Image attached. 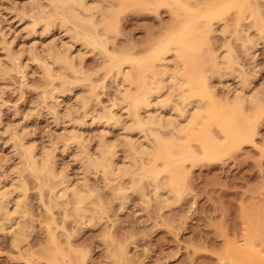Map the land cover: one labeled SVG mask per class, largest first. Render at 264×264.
<instances>
[{
	"label": "bare ground",
	"instance_id": "bare-ground-1",
	"mask_svg": "<svg viewBox=\"0 0 264 264\" xmlns=\"http://www.w3.org/2000/svg\"><path fill=\"white\" fill-rule=\"evenodd\" d=\"M249 3L250 0H33L11 9L33 39L61 34V41L50 39L41 46L35 42L19 50L3 40L0 73L5 76L14 71L26 79V71L35 68L44 78L43 98L54 103L52 108L49 106V114L63 131L51 134L43 148L24 133L7 129L0 132V136L9 134L14 149L13 163L7 160L1 167L2 232L18 236L30 212L28 203L25 207L30 190L26 173L37 181L34 186L48 213L54 206L59 207L64 220L73 217L82 226H91L97 213L92 206L102 203L95 189L99 187L90 185L89 172L102 175L104 187H109L124 208L130 196L137 193L146 201L147 184L152 192L154 188L158 206L172 208L189 188V163L196 166L201 160L218 159L240 142L249 141L264 115V85H255L259 70L248 74L229 44L225 42L219 49L212 44L214 33L225 35L230 31V22L222 16L236 7L238 22L247 20L248 26L251 23L237 30L244 54L257 55L259 47L264 46V8L260 4L248 7ZM161 7L172 15L163 35L153 38L139 54L134 49H115L112 44L122 34V20L128 11L136 8L157 12ZM93 50L104 55L102 69L106 75L114 74L117 85L110 104L104 102L103 107L95 105L100 102L97 79L93 82L89 78L88 84L83 83L91 74L82 71V62ZM72 75L76 81L71 78L70 83L75 82L73 88L77 91H69L73 103L64 106L65 92L69 90L64 85L69 83L67 76ZM215 79L227 88L221 99L216 94ZM57 80L66 84L60 85ZM83 87L85 91H81ZM75 113L82 117L77 118ZM92 124L100 128L96 146L84 132V127ZM114 128L119 129L116 138L111 136ZM63 153L74 155L77 178L60 167ZM45 185L50 190L49 201L43 196ZM257 233L249 230L247 245L230 247L219 264H264V250L252 246L261 239V233ZM51 237L54 239L55 234ZM120 252L118 257L124 252V258L125 251ZM65 256L68 255L62 248H57L48 257L51 264H62Z\"/></svg>",
	"mask_w": 264,
	"mask_h": 264
},
{
	"label": "rangeland",
	"instance_id": "rangeland-1",
	"mask_svg": "<svg viewBox=\"0 0 264 264\" xmlns=\"http://www.w3.org/2000/svg\"><path fill=\"white\" fill-rule=\"evenodd\" d=\"M32 1L0 0V59L3 58L4 52L1 49L3 40L10 42L16 50L27 48L35 42L41 46L50 39L61 41L59 33H55L50 39L46 36L33 39V36L25 33L24 22L18 21L11 13V9L29 5ZM263 2L250 0L248 7L260 4L259 6L264 8ZM124 16L122 34L112 45L118 50L134 49L138 54L146 44L153 41V38L163 35L167 25L172 21V15L166 7H161L157 12L135 8ZM222 17L224 21L230 22V31L225 35L214 33L213 47L219 49L225 42L229 44L234 56L242 66L244 65L243 68L248 74L259 70L255 85L257 87L264 85V46L259 47L255 57H247L238 36V28L239 30L243 27L248 28L251 23L248 26L247 20L238 22L236 7L231 8ZM228 21L226 22L229 23ZM2 33L4 36L1 35ZM114 46H110L111 49ZM104 60V55L93 50L86 53L82 62V67L85 69L82 71L91 74L88 81L83 83L88 84L89 78H93L91 80L94 82V79L103 77V80H96L99 87L96 86V91L98 90L100 102L95 104L99 106L102 104V107L103 104L105 105L104 102L107 103L113 98L112 95L114 96L117 90L114 74L106 75L102 69ZM26 73V79L21 78L19 73L14 71L5 76L0 73V87H2L0 132L7 129L24 133L33 139L39 148H43L49 136L62 132L63 128L56 127L49 114L54 103L51 99L48 101L43 98L44 78L33 67H30ZM73 75L67 76V79L70 78L69 83L64 85L65 90L69 88L68 93L65 92L67 96L63 100L64 106L73 103V99L68 95L77 91L75 87L73 88L75 83L73 81H76ZM71 78L73 84L70 83ZM58 82H61L60 85L66 84L62 81ZM101 82L102 85L99 86ZM231 83L233 84L234 81ZM214 85L216 94L219 95L217 97L221 99L227 88L220 79H215ZM81 91H85V87ZM109 104L110 102L106 105ZM99 106L98 111L102 109ZM79 114L81 113L76 116L75 113L74 116L81 118L82 114L81 116ZM98 131L100 128L95 124L84 127V132L93 139V146H96L95 136ZM118 135L119 129L111 130L113 138ZM8 136V133L0 136V174L1 167L7 163V160L8 163H13L14 149ZM73 156L72 153H63L59 165L77 178L79 170ZM197 163L196 166L189 163V188L186 194L188 192L190 194L187 196L185 194L182 201L174 207L165 209L158 206L159 203L154 199V188L152 192V187L147 186L148 184L146 185V188L148 187L146 195H150L146 197V201L149 200L148 204L137 193L130 196L124 208L121 200L113 197L114 195L108 190L109 187H104L102 175L95 174V171L89 172L87 177L90 185L100 188L95 189L97 195L99 192L102 203L101 206H92V209L89 206L91 210L97 212L91 226H82V223L72 219L73 217L64 220L59 207L54 206L52 208L54 213L52 210L48 213L40 199L38 187L34 186L37 181L26 173L30 190L25 207L29 206L30 209L27 210L30 212L23 220V227L21 226L23 236L21 233L15 236L11 232H2L0 228V264H51L52 260L48 256L57 248H62L63 254L68 255L61 258L62 261H67L66 264H72L73 260L74 264L81 262V264H219L221 258L228 254L230 247L247 245L245 238L249 230L261 233V239L255 240L252 246L264 250V115L257 123L256 133L249 141L240 142L237 147L230 149L218 159L201 160ZM48 187L43 186V196L45 195L49 201ZM99 196H95V200L98 198L99 201ZM50 214L55 218L53 219ZM2 217L4 218L0 216ZM51 218L55 221L50 222ZM1 220L0 222H4V219ZM50 229L55 234L56 241L53 236L51 237L53 234ZM54 241L60 247L56 246ZM121 250L125 251L124 258H121L124 252L120 258L118 257L117 251L120 254Z\"/></svg>",
	"mask_w": 264,
	"mask_h": 264
}]
</instances>
